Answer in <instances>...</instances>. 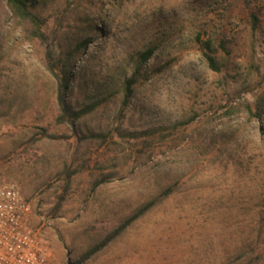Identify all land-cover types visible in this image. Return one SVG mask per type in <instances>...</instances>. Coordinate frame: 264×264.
<instances>
[{
    "label": "rangeland",
    "instance_id": "obj_1",
    "mask_svg": "<svg viewBox=\"0 0 264 264\" xmlns=\"http://www.w3.org/2000/svg\"><path fill=\"white\" fill-rule=\"evenodd\" d=\"M42 3L39 38L0 0V182L17 184L29 203L49 264H76L169 187L85 264H264V119L245 111L264 84V0ZM75 33L92 45L67 102L95 108L71 124L49 65ZM149 48L151 79L122 113L121 98L109 96Z\"/></svg>",
    "mask_w": 264,
    "mask_h": 264
},
{
    "label": "trees",
    "instance_id": "obj_2",
    "mask_svg": "<svg viewBox=\"0 0 264 264\" xmlns=\"http://www.w3.org/2000/svg\"><path fill=\"white\" fill-rule=\"evenodd\" d=\"M8 6L11 10L14 20L20 23H28L33 27L35 36L43 38L42 29L44 26V19L40 14L36 12L42 6V0H7ZM254 26L257 25V17L253 16ZM65 49L55 59H51L49 65L50 72L56 77L59 86L58 106L61 112V119L66 123L74 124L76 120L82 116L90 113L95 106H90L81 111H73L68 104L67 92L71 85V74L76 69V65L83 59L86 50L90 49L92 45V39L86 38L81 39V35L75 33L74 36L66 37ZM206 49L209 53H213L212 42L205 43ZM156 49L149 48L146 52L141 54L138 61V66L133 75L126 80L123 88L110 95L109 97L115 98L119 96L121 98V112L124 113L131 105L133 99L136 96L138 88L143 86L147 81L151 79V76L144 72V66L154 55ZM209 64L214 71L220 72L221 67L218 65L215 57L209 55ZM245 111L252 120H263L264 119V84L261 86V91L257 95L256 100L253 104L247 103ZM182 125V124H181ZM171 129L167 128L169 132ZM164 131H149L145 133V136L154 137L158 134H163ZM97 138H101L103 142H107L111 137L107 134L94 135ZM108 179L105 177L102 180H97L94 183L93 189L96 190L98 187L107 183ZM174 193L172 187L167 188L163 195L155 199L143 207L139 208L135 213L127 217L117 228L109 232L100 242L89 249L85 254L80 256L76 264H85L98 254L108 248L114 241L121 237L136 221L140 220L145 216L151 209H153L160 201L168 198Z\"/></svg>",
    "mask_w": 264,
    "mask_h": 264
},
{
    "label": "built area",
    "instance_id": "obj_3",
    "mask_svg": "<svg viewBox=\"0 0 264 264\" xmlns=\"http://www.w3.org/2000/svg\"><path fill=\"white\" fill-rule=\"evenodd\" d=\"M29 217L18 185L0 182V264H49L50 249Z\"/></svg>",
    "mask_w": 264,
    "mask_h": 264
}]
</instances>
